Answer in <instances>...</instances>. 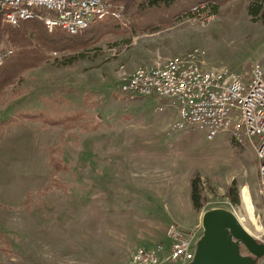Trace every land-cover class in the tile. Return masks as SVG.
Returning <instances> with one entry per match:
<instances>
[{"label":"rangeland","instance_id":"obj_1","mask_svg":"<svg viewBox=\"0 0 264 264\" xmlns=\"http://www.w3.org/2000/svg\"><path fill=\"white\" fill-rule=\"evenodd\" d=\"M134 5L122 8L123 26ZM200 5L213 20L190 11L164 27L108 33L69 66L58 63L65 53L51 51L0 86V264H125L137 246L168 245L169 224L199 230L193 251L202 213L212 208L244 218L264 240L254 147L226 131L209 141L193 125L173 130L167 99L117 91L136 67L195 47L210 65L247 75L258 63L264 72V24L247 14L246 1L228 0L215 13ZM10 44L3 38L0 49ZM232 185L237 204L227 196ZM244 186L259 228L247 217Z\"/></svg>","mask_w":264,"mask_h":264},{"label":"built area","instance_id":"obj_2","mask_svg":"<svg viewBox=\"0 0 264 264\" xmlns=\"http://www.w3.org/2000/svg\"><path fill=\"white\" fill-rule=\"evenodd\" d=\"M122 8L118 0H0V20L16 26L20 21L36 19L48 31L60 28L75 34L95 19L108 15L120 19ZM190 11L196 16L203 14L205 21L215 17L204 5ZM10 52L0 49V63ZM118 89L129 97L167 99L168 107L176 114L173 130L193 125L209 141L226 131L235 143L251 144L264 201V72L258 63L243 75L227 66L210 65L206 51L195 47L164 62L136 67L120 80ZM156 109L166 110L161 104ZM197 232L169 224L168 245L137 246L125 264H185L193 258L192 240ZM259 243L264 245V240L259 239ZM254 264H264V252Z\"/></svg>","mask_w":264,"mask_h":264},{"label":"trees","instance_id":"obj_3","mask_svg":"<svg viewBox=\"0 0 264 264\" xmlns=\"http://www.w3.org/2000/svg\"><path fill=\"white\" fill-rule=\"evenodd\" d=\"M123 5V13L131 5L137 10L131 11L130 20L123 26L119 20L111 15L93 22L75 34H69L63 29L53 28L48 31L43 22L31 19L20 21L11 26L0 20V42L5 38L11 44V52L3 57L0 63V86L11 84L18 71L26 65H36L46 61L51 51L65 53L60 65H71L86 57V50L90 49L98 40L108 33H131L155 27H164L174 21L179 15H188L192 7L205 4L214 13L217 8L228 0H118ZM247 14L253 20L264 24V0H245ZM127 17V16H126ZM156 17V19H153ZM153 19V20H152ZM117 91H119L117 86ZM121 93V92H120ZM122 94V93H121ZM27 115V114H26ZM61 123V122H59ZM234 142V141H233ZM235 143V142H234ZM237 144V143H235ZM237 144V145H243ZM234 184V183H233ZM198 179L190 182V199L195 209L201 207V196ZM227 196L233 204L238 203L237 190L229 188Z\"/></svg>","mask_w":264,"mask_h":264},{"label":"water","instance_id":"obj_4","mask_svg":"<svg viewBox=\"0 0 264 264\" xmlns=\"http://www.w3.org/2000/svg\"><path fill=\"white\" fill-rule=\"evenodd\" d=\"M202 234L195 243L194 255L188 264H254L264 252V245L240 224L226 209L212 208L201 216ZM253 256L240 253V246Z\"/></svg>","mask_w":264,"mask_h":264},{"label":"bare ground","instance_id":"obj_5","mask_svg":"<svg viewBox=\"0 0 264 264\" xmlns=\"http://www.w3.org/2000/svg\"><path fill=\"white\" fill-rule=\"evenodd\" d=\"M241 196H242V201L244 203V207H245L246 212H247V215H248L247 217L256 226V228H259L258 225H257V221H256V218H255V214H254L255 213L254 212V210H255L254 209V205H253L251 196L249 194V191H248V189L245 186L242 188ZM238 220H239L240 224L243 226V228L247 232L251 233L249 231V229L245 226L244 222H243V221H245V219L244 218H240Z\"/></svg>","mask_w":264,"mask_h":264},{"label":"crops","instance_id":"obj_6","mask_svg":"<svg viewBox=\"0 0 264 264\" xmlns=\"http://www.w3.org/2000/svg\"><path fill=\"white\" fill-rule=\"evenodd\" d=\"M257 241V240H256ZM257 243H259L258 241H257ZM243 250H246L245 248H243ZM240 253H241V250H240ZM242 255H246V256H253L254 257V255H252L251 253H248V254H243V253H241ZM167 264V263H166Z\"/></svg>","mask_w":264,"mask_h":264}]
</instances>
